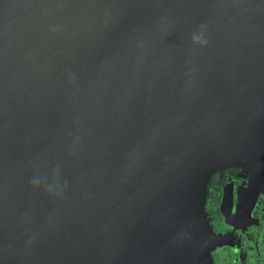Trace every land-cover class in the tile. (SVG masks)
Returning <instances> with one entry per match:
<instances>
[{"label": "water", "instance_id": "1", "mask_svg": "<svg viewBox=\"0 0 264 264\" xmlns=\"http://www.w3.org/2000/svg\"><path fill=\"white\" fill-rule=\"evenodd\" d=\"M262 159L264 0H0V264H208Z\"/></svg>", "mask_w": 264, "mask_h": 264}, {"label": "flooded vegetation", "instance_id": "2", "mask_svg": "<svg viewBox=\"0 0 264 264\" xmlns=\"http://www.w3.org/2000/svg\"><path fill=\"white\" fill-rule=\"evenodd\" d=\"M218 169L205 197V212L219 238L208 264H264V159Z\"/></svg>", "mask_w": 264, "mask_h": 264}]
</instances>
